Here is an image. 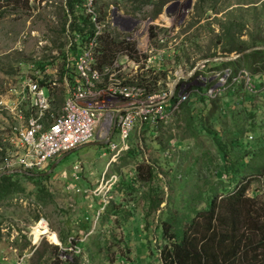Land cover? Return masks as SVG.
<instances>
[{"label":"rangeland","instance_id":"obj_1","mask_svg":"<svg viewBox=\"0 0 264 264\" xmlns=\"http://www.w3.org/2000/svg\"><path fill=\"white\" fill-rule=\"evenodd\" d=\"M63 4L64 0H0V175L22 171L16 159L23 148L14 128L24 126L36 113L30 95L23 89L26 81L43 83L47 90L49 111L43 120L44 126L62 113L68 94L63 70L68 61L71 68L74 65L73 60L63 57L72 44L76 55L81 49L80 40L68 31L69 21L64 20ZM85 10L95 13L104 25L102 30L113 33L117 40L125 37L123 30L139 31L146 25L166 37L161 71L156 74H163L165 79L169 76L170 85L179 77L186 78L202 61L238 55L221 52L218 36L226 28H232L234 34L240 32L241 41L249 42L253 38L264 41V0H92ZM129 44L137 50L136 43ZM215 63L224 62L201 65L195 71L197 74L194 72L186 79L178 92L182 95L190 86L202 85L201 79L221 70L215 68ZM230 66L245 69L255 92L250 95L235 92L230 98L217 99L222 108L220 120L231 125V108H224L227 104L238 101L233 108L237 112L244 106L250 107L253 117L245 121L251 126L248 128L251 132L242 141L248 151L256 155L264 146V79L251 75L250 67L244 62ZM134 72L130 65H124V75ZM74 75L72 69V78ZM141 86L146 92L158 89L157 85ZM245 96L252 103L247 101L242 107ZM107 115L111 119L104 118L95 140L104 142L110 137L114 115ZM169 123L170 119L142 129L136 126L126 147L118 153L110 152L108 143L104 147H86L70 153L44 182L50 196L43 201L35 199L33 194L41 186L18 178L19 184L26 188L25 195L0 203L1 257L9 261L26 256V264H160L157 257L160 230L152 231L158 211L152 208L149 199L158 197L165 202L170 177L175 172H178L176 177L186 176L189 164L193 163L189 162L190 157H196L198 152L192 141L177 143L176 132L168 131ZM106 131L107 134H102ZM110 140L118 144L115 129ZM166 152L169 153L166 155ZM56 161L41 172L47 173ZM260 162L263 166L249 177L252 182L248 196L264 201V158ZM143 164L156 167L157 179L127 189L135 168ZM76 165L79 168L75 171ZM50 190L54 193L52 196ZM110 205L117 216H112V222L108 223L110 216H106L104 207ZM164 206L165 203L161 204L160 209ZM119 209L127 212L129 219L120 215ZM40 218H44L48 230L35 229ZM145 228L147 233L142 230ZM53 230H61L62 243ZM52 246L58 247L56 254ZM75 247L79 253H74L78 251Z\"/></svg>","mask_w":264,"mask_h":264},{"label":"trees","instance_id":"obj_2","mask_svg":"<svg viewBox=\"0 0 264 264\" xmlns=\"http://www.w3.org/2000/svg\"><path fill=\"white\" fill-rule=\"evenodd\" d=\"M86 5L87 0H64L62 6L64 20L69 21L68 31L72 37L80 40L79 47L83 46L85 37L93 35L95 30L91 14L85 10ZM232 30L226 28L218 36L221 40L222 53L241 54L260 45L264 47L263 40L253 38L249 42L241 41L240 32L234 34ZM150 34L154 37L153 30H150ZM99 47L102 64L111 63L117 53L123 50L130 54L134 53L131 44L117 40L113 33L106 31L99 37ZM75 49L72 44L63 58L74 60ZM238 62L248 65L251 75H258L264 79V50L245 54L234 62L215 63V68L231 67L230 64ZM72 69L73 66L71 68L68 61L63 70L68 84L72 81ZM164 81L163 74H144L139 79L140 84L153 87L157 82L163 84ZM235 92L246 93L240 85L226 98H230ZM178 93L177 88L171 102L176 99ZM190 100L181 104L172 115L168 131L173 129L176 132L175 137L179 144L192 141L198 151L196 157L195 155L190 157L189 162L193 163L189 164L186 176L176 177L178 172H175L170 177L169 194L165 202L158 197L155 200L149 199L152 208L158 211L156 225L152 230L153 232L160 230L161 246L157 248L158 260L160 264H264V201L254 195L248 196L252 182L249 177L263 166V162L260 161L264 158V146L260 147L258 154L252 155L242 141L244 136L251 132L248 131L251 126L248 127L245 119L253 117V110L247 106L245 108L244 103L247 101L252 103V100L243 97L241 103L244 107L239 112L233 109L235 107L233 102L232 105L224 106L231 108L230 126L220 120L222 108L219 100L206 103L200 96H193ZM31 174L35 176L18 172L0 175V203L25 195L26 188L19 184L18 178L41 186L35 193L33 192L38 201L50 196L44 188V182L50 178V174L46 176H43V172ZM13 177L16 179L13 180ZM157 177L155 166L151 164L137 166L126 188L130 189L131 186L138 188L142 184L151 183ZM163 203L165 206L160 209ZM107 207H104V210L106 216H110L107 218L109 223L114 218L112 216L117 214L112 205ZM119 210L120 215L129 219L127 212L125 214L124 210ZM148 216L149 214L146 218ZM124 221L125 219L120 220V223ZM142 230L147 233V228ZM58 240L62 243L64 238L58 235ZM52 247L56 254L58 247Z\"/></svg>","mask_w":264,"mask_h":264},{"label":"built area","instance_id":"obj_3","mask_svg":"<svg viewBox=\"0 0 264 264\" xmlns=\"http://www.w3.org/2000/svg\"><path fill=\"white\" fill-rule=\"evenodd\" d=\"M91 1L87 0V4L90 5ZM88 13L91 14L95 30L93 35L85 37L79 53L75 54L73 60L75 75L71 83L67 84L68 94L61 115L52 119L49 125L44 126L43 120L49 111L46 89L31 79L27 80L23 87L30 95L36 113L27 119L24 126L14 128L23 148L22 154L16 159V165L22 171L41 172L66 153L95 141L101 122L105 121L106 116L111 119L107 113L114 115L113 127L119 140L118 144L109 140L107 148L110 152L118 153L126 147L136 126L140 129L143 126L150 127L158 123H166L179 106L193 96H200L208 103L222 97L226 98L240 85L247 94L255 92L249 85L250 78L245 69L232 67L214 71L211 77L201 79L202 85L190 86L187 93L182 95L178 93L172 102L171 99L177 88L182 87L185 80L194 72L187 78L179 77L182 79L177 83L173 94L171 87L174 81L170 85L167 82L169 76L163 84L156 83L158 87L156 91L146 92L139 83V79L144 74L155 75L161 70L167 38L156 31H154V37H151L147 25L139 31L123 30L125 37L121 40L128 43L134 42V45L136 43L137 50L134 49L132 54L123 50L117 53L111 63L102 64L99 58V37L105 31L102 30L104 25L95 13L91 11ZM125 64L134 69V74L122 73ZM103 86L105 88H102ZM234 104L237 106L238 101ZM107 131L102 134H107ZM78 168L79 166L76 165L74 170ZM43 228L47 229V223L44 218H40L35 229ZM76 249L78 251L74 253H79V249ZM25 260L26 256H20L14 260L13 264H26ZM9 261L6 257H2L0 264H8Z\"/></svg>","mask_w":264,"mask_h":264},{"label":"water","instance_id":"obj_4","mask_svg":"<svg viewBox=\"0 0 264 264\" xmlns=\"http://www.w3.org/2000/svg\"><path fill=\"white\" fill-rule=\"evenodd\" d=\"M264 50V47H254V48H251V49H248V50H245V51H243L241 54H238V55H236V56H230V57H227V58H224V59H213V60H210V61H202V62H200L199 64H197L196 66H195V68H193V70L187 75V77L190 75V74H192L193 72H195V70L198 68V67H200L201 65L203 66L205 63H207V62H217V61H223V62H232V61H234V60H236V59H238L239 57H242L243 55H245V54H248V53H251V52H253V51H263ZM186 77V78H187ZM180 79H182V78H177L174 82H173V84H172V87H171V93L173 94V91H174V89H175V87H176V85H177V83L179 82V80ZM114 133V127L112 128V131H111V134H110V137H111V135ZM110 137H109V139L108 140H106V141H104V142H101V141H98V140H95V141H93V142H91V143H88V144H86V145H83V146H81V147H79V148H77L76 150H79V149H82V148H86V147H99V146H106L107 145V143L109 142V140H110ZM76 150H74V151H76ZM74 151H71V152H69V153H66L65 155H63V156H61L52 166H51V168H50V170L47 172V173H45V174H43V176H46V175H49L52 171H53V169L56 167V165L57 164H59L60 163V161H62L63 160V158H65L66 156H68L70 153H72V152H74ZM18 173H20V174H24V175H32V176H35V175H33V174H31V173H28V172H25V171H17Z\"/></svg>","mask_w":264,"mask_h":264},{"label":"crops","instance_id":"obj_5","mask_svg":"<svg viewBox=\"0 0 264 264\" xmlns=\"http://www.w3.org/2000/svg\"><path fill=\"white\" fill-rule=\"evenodd\" d=\"M64 82L66 83V85L68 84V82H67V80L64 78ZM69 85V84H68ZM41 87H43V86H41ZM46 92H47V90H46ZM47 95H48V93H47ZM49 97V96H48ZM50 164H52V163H50ZM58 165V164H57ZM57 165H56V167H57ZM48 167V166H47ZM54 170V169H53ZM53 172V171H52ZM51 172V173H52ZM60 176H58V178H59ZM57 178V179H58ZM56 178H55V180H57ZM72 186V185H71ZM50 192V194H51V196L54 194V193H52L51 192V190L49 191ZM57 194V193H56ZM58 196V195H57ZM66 226V225H65ZM60 231L61 230H53V233L56 235V238H57V240H58V235L60 234ZM22 234L23 235H26V233L25 232H22ZM44 236V235H43ZM26 240H23V242H25ZM1 260H2V257H1V255H0V263H1ZM13 262H14V260L13 259H10V261H9V263L8 264H13Z\"/></svg>","mask_w":264,"mask_h":264}]
</instances>
